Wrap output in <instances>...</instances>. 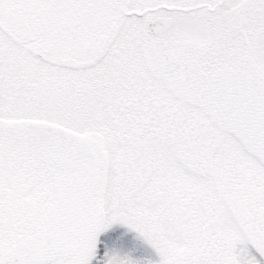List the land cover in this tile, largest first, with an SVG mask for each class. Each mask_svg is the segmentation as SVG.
<instances>
[{
	"label": "snow or ice",
	"instance_id": "obj_1",
	"mask_svg": "<svg viewBox=\"0 0 264 264\" xmlns=\"http://www.w3.org/2000/svg\"><path fill=\"white\" fill-rule=\"evenodd\" d=\"M0 264H264V0H0Z\"/></svg>",
	"mask_w": 264,
	"mask_h": 264
}]
</instances>
